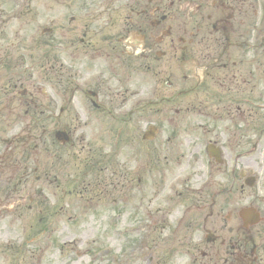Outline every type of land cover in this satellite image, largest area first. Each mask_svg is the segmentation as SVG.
Masks as SVG:
<instances>
[{"label":"flooded vegetation","instance_id":"1","mask_svg":"<svg viewBox=\"0 0 264 264\" xmlns=\"http://www.w3.org/2000/svg\"><path fill=\"white\" fill-rule=\"evenodd\" d=\"M114 4L122 16L112 15ZM66 7L60 131L70 140L60 151L78 145L79 150L60 161V199L108 202L110 216L123 218L122 229L138 234L136 255L126 263L168 264L180 253L179 264H264V208L242 206L245 187H238L242 160L256 153L253 111L264 100V0H89ZM79 20L84 23L77 32H65ZM243 62L246 73L240 76ZM65 63H73V70ZM82 100L88 109L74 119L82 123L66 122L65 128L67 106ZM145 105H153L157 121L136 138L131 127L135 121L144 127ZM81 125L91 136H76ZM150 139L157 149L169 146V158L183 161L185 154L175 146L185 144L192 150L189 166L195 154L201 168L168 182L161 158L148 156ZM225 213L233 224L228 236L216 239L215 217ZM219 226L224 231V222ZM194 231L204 233L197 246Z\"/></svg>","mask_w":264,"mask_h":264},{"label":"rangeland","instance_id":"2","mask_svg":"<svg viewBox=\"0 0 264 264\" xmlns=\"http://www.w3.org/2000/svg\"><path fill=\"white\" fill-rule=\"evenodd\" d=\"M77 1L80 7L84 1L88 5L89 0H0V264H138L137 259L126 263L129 256L136 255L132 250L137 247L138 242L135 241L127 248V256L124 255V240L121 238L124 220L122 218V223L117 216H110L108 202L93 211L89 209L98 206L95 199L83 201L75 195H68L63 201L60 199V161L63 154H67L63 159L66 161L73 152L79 150V145L65 146L61 152L60 143L55 137L56 130H60L59 112L62 106L60 33L63 21L70 15L66 5H72L71 9L77 8ZM115 8L112 15L122 16L123 9L117 5ZM50 19H54L52 23ZM83 23V20H79L75 25L67 24L74 28L69 31L65 26V32L72 35ZM117 24L118 21L115 20L113 27ZM47 28L50 33L46 31L44 35L40 34L42 29ZM65 65L66 70H73V63ZM244 67H247L245 62L241 63L238 75L246 73L242 72ZM257 88L261 90V87ZM176 90L179 88L174 89ZM104 101H108L106 96ZM152 106L145 105L140 111L145 117L144 127L138 126L142 121L133 123L131 130L136 138L142 136L149 125L153 126L157 121V111L154 112L155 108ZM163 106L164 104L161 108ZM188 106L187 103L186 111ZM67 107V121L62 119L63 126L70 128L65 125L66 122L82 123L74 119L82 109H88L85 100L76 106ZM256 111L253 112L256 113L257 124L264 128V114L261 110ZM164 128L167 129L166 126ZM80 133L91 136L90 129L84 125L80 126L76 136ZM172 137L173 135L162 136L164 140ZM180 139L184 141L185 134ZM154 142L153 139L147 141L146 151L149 157L161 158L158 161L168 182L188 171L201 168L202 163L200 161L198 164L195 154L191 155L194 159L189 166L187 158L192 150L185 144L175 146L176 151L185 154L186 161H183L176 155L169 158V146L157 149ZM259 143L262 146L253 157L246 158L241 163L238 187H245L240 196L242 206L254 207L260 203L264 208V134ZM165 161L170 163L166 164ZM207 166L211 167V164H206L209 170ZM195 177L196 175L193 179ZM246 178L254 179L252 186L245 185ZM150 187L155 188L151 182ZM225 187L227 188L226 183ZM68 190L69 187L65 192L68 193ZM236 194L237 191L232 197ZM20 197L28 199H19ZM218 203L224 206L222 202ZM210 205L211 203L206 209ZM41 210H52L57 214L53 226L45 229V232L38 230L36 226L30 228L37 223L35 218L41 215ZM229 210L230 205L224 208L225 212ZM68 215L73 218L70 219ZM226 217V213L223 217L221 214L215 217L218 230L216 239L229 235L228 228L233 223L232 220L227 221ZM116 218L119 222L114 224ZM223 222L225 228L221 231L219 224ZM110 223L114 227L109 226ZM256 223L258 225L259 222ZM194 226L195 224L191 225ZM194 233L192 242L197 246L201 239L199 237H203L204 233ZM132 235L138 237L136 232H132ZM36 236L42 237L37 245L33 243L28 247L25 243L22 244L24 239ZM212 241L207 245L210 246ZM177 245L187 246L179 242ZM204 247L203 243L195 250L199 251ZM115 258L117 259L114 260ZM181 259V254L177 253L168 264H179Z\"/></svg>","mask_w":264,"mask_h":264}]
</instances>
